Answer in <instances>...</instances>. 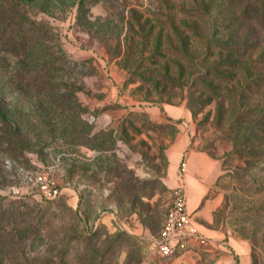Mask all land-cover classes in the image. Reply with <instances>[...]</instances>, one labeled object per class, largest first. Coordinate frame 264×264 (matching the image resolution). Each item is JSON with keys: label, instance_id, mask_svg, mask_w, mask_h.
<instances>
[{"label": "rangeland", "instance_id": "obj_1", "mask_svg": "<svg viewBox=\"0 0 264 264\" xmlns=\"http://www.w3.org/2000/svg\"><path fill=\"white\" fill-rule=\"evenodd\" d=\"M17 6L36 38L0 52L17 132L0 121V260L216 264L209 248L165 260L152 245L191 181L223 264H264V17L246 0ZM40 170L60 197L27 182Z\"/></svg>", "mask_w": 264, "mask_h": 264}, {"label": "built area", "instance_id": "obj_2", "mask_svg": "<svg viewBox=\"0 0 264 264\" xmlns=\"http://www.w3.org/2000/svg\"><path fill=\"white\" fill-rule=\"evenodd\" d=\"M179 168L184 177L187 172V157L181 160ZM26 180L47 199H56L62 194L60 184L49 171L28 172ZM152 245L156 253L165 260L183 256L190 249L206 250L213 245L212 239L202 233L193 221L185 184L174 189L162 228L154 237Z\"/></svg>", "mask_w": 264, "mask_h": 264}, {"label": "trees", "instance_id": "obj_3", "mask_svg": "<svg viewBox=\"0 0 264 264\" xmlns=\"http://www.w3.org/2000/svg\"><path fill=\"white\" fill-rule=\"evenodd\" d=\"M246 1L247 5H250L256 10V13H259L264 17V2H261V0ZM17 3L18 0H0V52L6 55L17 54L18 52L29 53L35 43L34 39L36 38V30L32 27L33 21L29 20V17L25 13L20 12ZM49 76L50 74L46 71L44 74L45 80L49 78ZM0 121L5 124L7 134L15 136L17 132L10 127L11 120L9 118V112L1 102ZM0 264L5 263L3 260H0Z\"/></svg>", "mask_w": 264, "mask_h": 264}, {"label": "crops", "instance_id": "obj_4", "mask_svg": "<svg viewBox=\"0 0 264 264\" xmlns=\"http://www.w3.org/2000/svg\"><path fill=\"white\" fill-rule=\"evenodd\" d=\"M187 162H188V157H187ZM189 188H190V191L188 192V208L190 210V212L192 213L193 215V221L195 222V224L199 227L200 231L202 233H204L206 236H208L209 238L212 239L213 241V245L212 247H210L208 250H210L211 253L213 254H216V255H219V257L217 258L216 260V264H223V262L225 261V258L226 256L224 255V251L225 249L227 248L226 247V242H223L221 244H217L216 241L212 238V236H210L209 234H207L202 228H201V225L199 223V221L197 220V216H196V213H194V203L196 201V197H195V191H194V187L192 185V182L190 181L189 183ZM192 208V209H191ZM165 219V218H164ZM164 222V220H163ZM163 225V223H162ZM162 228V227H161ZM161 230V229H160ZM225 243V245H224ZM201 251H205V250H193V249H190L188 252H186L184 255L186 254H190V253H197V252H201ZM156 252V251H155ZM223 254V255H222ZM183 255V256H184Z\"/></svg>", "mask_w": 264, "mask_h": 264}]
</instances>
